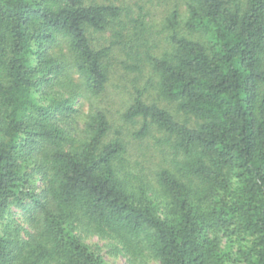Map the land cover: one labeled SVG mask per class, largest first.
Segmentation results:
<instances>
[{
    "label": "trees",
    "instance_id": "1",
    "mask_svg": "<svg viewBox=\"0 0 264 264\" xmlns=\"http://www.w3.org/2000/svg\"><path fill=\"white\" fill-rule=\"evenodd\" d=\"M79 228L264 264V0H0V264H108Z\"/></svg>",
    "mask_w": 264,
    "mask_h": 264
},
{
    "label": "rangeland",
    "instance_id": "2",
    "mask_svg": "<svg viewBox=\"0 0 264 264\" xmlns=\"http://www.w3.org/2000/svg\"><path fill=\"white\" fill-rule=\"evenodd\" d=\"M135 2L141 1V0H132ZM182 1V0H181ZM144 3V2H143ZM176 3V2H175ZM166 6V4H165ZM163 6L162 8H159V5H154L155 14L158 16H162L163 14H166L168 12L167 7ZM178 9L179 11H183L185 7L183 4L179 1L178 3ZM83 105V110L86 113L88 111V104L86 101L83 100L82 97L78 98V105ZM150 140L146 139L144 141H133L130 145V151L132 154L136 155L134 159H137L140 155H146V156H153L157 155V157L161 156V148H154L152 149V146L149 145ZM154 150L156 153H154ZM157 158V159H158ZM39 185H41V182H38ZM12 221L14 222V226L22 227L23 232L22 235H24L26 232V229H29L30 224L27 222V213L26 211L17 206L12 207ZM19 225V226H18ZM79 235L82 237V239L94 250L96 251L101 257L108 263V264H133L130 261V258L126 256L123 252H121L119 246L117 243L111 239L100 237L97 234H94L92 232H89L88 230H84L82 228L78 229Z\"/></svg>",
    "mask_w": 264,
    "mask_h": 264
}]
</instances>
